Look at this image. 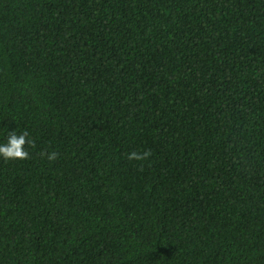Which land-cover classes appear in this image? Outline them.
<instances>
[{
	"label": "trees",
	"instance_id": "obj_1",
	"mask_svg": "<svg viewBox=\"0 0 264 264\" xmlns=\"http://www.w3.org/2000/svg\"><path fill=\"white\" fill-rule=\"evenodd\" d=\"M10 130L0 264H264V0H0Z\"/></svg>",
	"mask_w": 264,
	"mask_h": 264
},
{
	"label": "clouds",
	"instance_id": "obj_2",
	"mask_svg": "<svg viewBox=\"0 0 264 264\" xmlns=\"http://www.w3.org/2000/svg\"><path fill=\"white\" fill-rule=\"evenodd\" d=\"M33 143V141L28 139L27 131L17 133L15 130H10L6 142L0 143V157L5 160L26 159L29 156V152L25 145ZM150 155V151H144L142 153L132 151L128 154V159L143 160L147 159ZM56 157L57 153L53 151L48 154L47 159L51 161L55 160Z\"/></svg>",
	"mask_w": 264,
	"mask_h": 264
}]
</instances>
